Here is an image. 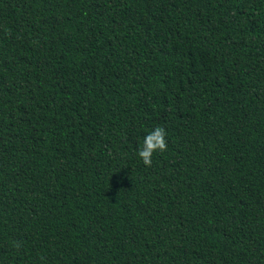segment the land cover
Instances as JSON below:
<instances>
[{
	"label": "trees",
	"instance_id": "16d2710c",
	"mask_svg": "<svg viewBox=\"0 0 264 264\" xmlns=\"http://www.w3.org/2000/svg\"><path fill=\"white\" fill-rule=\"evenodd\" d=\"M0 264H264V0H0Z\"/></svg>",
	"mask_w": 264,
	"mask_h": 264
},
{
	"label": "clouds",
	"instance_id": "9594fccd",
	"mask_svg": "<svg viewBox=\"0 0 264 264\" xmlns=\"http://www.w3.org/2000/svg\"><path fill=\"white\" fill-rule=\"evenodd\" d=\"M166 148V132L162 127H156L143 137V144L137 155L145 166H150L153 154L157 151L163 152Z\"/></svg>",
	"mask_w": 264,
	"mask_h": 264
}]
</instances>
